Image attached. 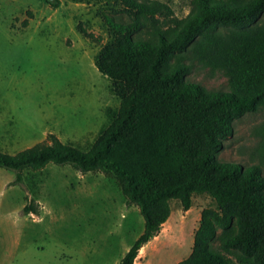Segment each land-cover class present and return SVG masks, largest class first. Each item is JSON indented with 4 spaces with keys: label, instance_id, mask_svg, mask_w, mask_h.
<instances>
[{
    "label": "trees",
    "instance_id": "16d2710c",
    "mask_svg": "<svg viewBox=\"0 0 264 264\" xmlns=\"http://www.w3.org/2000/svg\"><path fill=\"white\" fill-rule=\"evenodd\" d=\"M120 1L128 19L102 13L111 38L94 61L120 99L110 124L88 151L50 134V142L0 152V167L16 184L24 169L48 163L114 178L144 219L119 264H134L172 199L187 210L194 193L210 195L217 208L202 210L191 253L176 264H264V176L256 164L216 156L232 121L264 107V0H190L182 18L157 0ZM187 59L223 71L230 89L186 80ZM22 210L38 213L32 199Z\"/></svg>",
    "mask_w": 264,
    "mask_h": 264
},
{
    "label": "rangeland",
    "instance_id": "374dc122",
    "mask_svg": "<svg viewBox=\"0 0 264 264\" xmlns=\"http://www.w3.org/2000/svg\"><path fill=\"white\" fill-rule=\"evenodd\" d=\"M157 1L179 18L190 10V0ZM120 2L0 0V152L15 154L50 142V134L85 152L110 124L120 99L94 61L111 38L102 13L128 19ZM186 63V80L207 90L230 89L223 71L196 60ZM216 156L256 164L264 176V107L232 121ZM13 180L14 173L0 167V264H119L143 230L139 208L103 172L48 163L24 169L20 184ZM30 199L38 213L23 212ZM170 208L134 264H176L186 258L202 210L217 205L210 195L194 193L189 209L177 199Z\"/></svg>",
    "mask_w": 264,
    "mask_h": 264
},
{
    "label": "crops",
    "instance_id": "0c3cea01",
    "mask_svg": "<svg viewBox=\"0 0 264 264\" xmlns=\"http://www.w3.org/2000/svg\"><path fill=\"white\" fill-rule=\"evenodd\" d=\"M141 248H142V247H141ZM141 248H140V249H141Z\"/></svg>",
    "mask_w": 264,
    "mask_h": 264
},
{
    "label": "bare ground",
    "instance_id": "6f19581e",
    "mask_svg": "<svg viewBox=\"0 0 264 264\" xmlns=\"http://www.w3.org/2000/svg\"><path fill=\"white\" fill-rule=\"evenodd\" d=\"M142 249V248H141Z\"/></svg>",
    "mask_w": 264,
    "mask_h": 264
}]
</instances>
